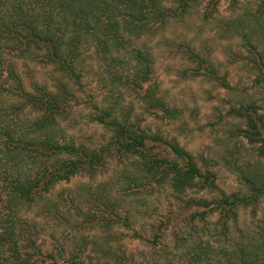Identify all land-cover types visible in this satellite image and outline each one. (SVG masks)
<instances>
[{"label":"trees","instance_id":"16d2710c","mask_svg":"<svg viewBox=\"0 0 264 264\" xmlns=\"http://www.w3.org/2000/svg\"><path fill=\"white\" fill-rule=\"evenodd\" d=\"M222 1L0 0V264H39L40 257L50 264H264V215L257 218L264 207V107L231 79L233 68L245 69L264 93V0H231L228 17L220 14ZM196 14L228 41L227 64L193 42L178 50L195 64L186 76L233 96L227 117L244 126L238 137L255 155L245 166L235 159L243 191L221 189L212 169L145 118L182 117L157 80L152 41ZM95 67L106 90L97 97L86 90ZM41 70L49 80L41 81ZM76 108L89 111L104 141L68 134L63 124ZM81 176L91 184L54 197ZM163 196L177 205L150 234L136 228L154 219L150 201ZM38 208L57 228L85 233L84 244L70 252L69 239L58 241L55 254L45 253L30 219ZM243 209L251 210L248 223ZM121 230L147 244V260L138 263L128 252ZM168 231L172 246L163 241Z\"/></svg>","mask_w":264,"mask_h":264},{"label":"rangeland","instance_id":"374dc122","mask_svg":"<svg viewBox=\"0 0 264 264\" xmlns=\"http://www.w3.org/2000/svg\"><path fill=\"white\" fill-rule=\"evenodd\" d=\"M250 1L253 2V5L259 2V0ZM241 2L244 3V0H241ZM203 9L204 6L200 9L201 13ZM233 9L231 0H223L220 6V14L228 17ZM191 18L193 19H190L188 25L171 27L164 36H158L152 41L157 56V80L171 105L178 106L182 110V117L176 123H168L166 120L155 117L146 116L145 118L154 131H160L170 139L175 138L182 147L198 158L202 166L212 169L217 175V183L221 189L226 192L243 191L244 185L240 173L236 170L235 159L242 158L244 162H239L238 165L245 166V162H254L255 155H253L251 145L243 137H238V128H244V126L234 123L232 119L227 117L228 108L235 106L231 101L233 96L221 88H215L204 78L195 79L186 76L185 71L195 67V64L186 61L178 50L179 44L193 42L203 54L212 51L219 61L227 64L223 48L228 44V41L220 39L218 33L211 30L209 26L203 27L199 22L200 16L198 14ZM89 61L93 63L92 60ZM31 66L34 67V64H31ZM94 71L86 79V90L95 96L97 94L102 96L106 90L103 89V85L97 76L98 68L95 67ZM39 76L41 81L49 80L47 70H41ZM231 79L234 82H238L240 79V90L244 89L248 93H256L258 104L264 107V93L258 94L256 89L253 88L247 70L238 67L233 68ZM262 112L264 113V110ZM88 114L87 109H74L70 119L63 124V127L70 136L80 142L98 144L104 141L106 133L100 126L91 122ZM108 176L106 175V179ZM104 179L105 177L99 178L98 182ZM87 184H91L87 177H77L70 184L58 186L54 197H57L59 193L67 195L68 191L72 194L77 193L81 187ZM135 205L138 207L137 203ZM176 205L170 197L163 196L162 198L152 199L150 201V206H152L150 213L154 214V219H146L142 226H136V228L141 229L143 227L150 234V225H159L158 220H163L162 218L166 215L165 213L169 207ZM141 209L145 210L146 207H141ZM159 213L162 215H159ZM263 215L264 207H261L257 218H262ZM240 217L242 221L250 222L252 218L251 210L243 209ZM30 219L31 221L35 220L39 226V244L43 245L45 253L48 251L55 254L53 252L59 242L66 244L67 239H69L67 248L70 252L79 245L84 244L83 237L86 236L85 233L77 235L67 226L57 228L56 221L47 218L39 208L31 214ZM139 228L138 231L141 232L142 229ZM121 232L126 237L124 243L128 247V252L134 254L138 263L147 260L150 256V249L147 244L136 239L133 232H127L126 230H121ZM169 233L171 231L166 233L163 241L165 244L172 246L173 236H170ZM91 254L90 251L87 252V255ZM38 262L39 264H50L52 261L40 257Z\"/></svg>","mask_w":264,"mask_h":264}]
</instances>
